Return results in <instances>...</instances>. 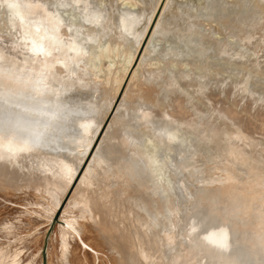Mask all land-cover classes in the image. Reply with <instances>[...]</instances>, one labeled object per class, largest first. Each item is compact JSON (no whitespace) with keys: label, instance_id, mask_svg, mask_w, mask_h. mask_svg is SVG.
I'll return each mask as SVG.
<instances>
[{"label":"rangeland","instance_id":"374dc122","mask_svg":"<svg viewBox=\"0 0 264 264\" xmlns=\"http://www.w3.org/2000/svg\"><path fill=\"white\" fill-rule=\"evenodd\" d=\"M42 1L43 0H40L41 3ZM247 1L248 3H246ZM30 2L31 0H0V50L2 51V52L0 51V53L2 54L4 50H7L4 51L3 54L5 55H3V57L0 55V131H2L1 133L2 134L4 133L11 137H17L16 134L19 130L21 129L24 131L26 130L28 134L27 138L33 145L40 147L41 148L40 150H42V152L49 153L57 158H60L64 162L65 166L61 171L62 176H60L59 178L61 180L60 182L62 183L68 180L70 175L73 173V170L76 167L77 161L79 159L76 172L74 173L72 179L73 182L71 185V189H73L83 169L87 168L88 161H90L89 159L91 158L92 153L94 152L97 144L99 143V140L102 137L103 132L106 130V127L109 125L110 121L120 120L116 113L120 105L124 103V102L121 103L122 98L124 96H127L131 99H134L135 97L142 95V100L144 101L143 104L148 108L149 111L151 112L157 111V115L159 116L158 119H164L170 117L171 123L169 122L167 123V125H165L163 123H158L155 121L151 123L153 127L150 124H142V123L139 124L136 115L138 116L140 113L137 110L135 111L134 108L129 107L128 110H126L127 113H124L125 114L124 122H126V124L123 122L124 124V126H122L123 128L120 127L122 131L124 129V131L130 133L132 132L134 134L133 137H136V139L133 138L135 139L134 140L135 142L133 141V145L136 143L138 146V147L136 146L138 148L137 150L135 148H133L134 149L133 150L131 148L132 146H129L130 149L133 151L131 152L130 149L127 148L129 152L127 151L126 156L122 155L124 159L128 158V160H124L125 165L127 164V166L128 165L131 166V170H129L130 173H128L129 175L127 176L125 175L124 177L122 174L120 175L116 174L113 170H111L113 164L110 165V163L112 162L110 159L106 158L107 160H109L108 162L107 160L102 161V159L97 158L94 162L96 164L94 170L91 171V174L92 172L94 174L93 175L94 179L93 178L92 179L95 180L98 178V180L102 182L103 188L104 186H106V188L109 187L108 189L104 188L105 190L103 189V191L106 190L109 191L111 188V192H113L114 191L112 190L114 189L113 187H116L115 188L116 194L115 191L114 194L117 197H120L122 193L125 194L126 190L130 188V186L133 188V192L137 191L138 194L137 198L134 200V202L129 203L128 205L132 210H134L136 213H138V215H140L144 220H146L151 226H153V228L157 232L160 231L159 234L163 236V238L161 235L159 236L161 237L162 240V242L160 243H162V246L164 245V250H163L164 252L162 251V255L164 253L163 257L166 258L167 256L168 260L164 259V261L165 260L166 262L169 261L168 262L169 264L171 263L170 261L171 256L173 257L174 255L175 256L173 259L174 262L177 264H186V263L208 264L210 261H214V257L216 261L210 262V264L211 263L218 264L221 256H222L221 259L226 258V260L223 259L222 261L220 259L219 264H222L223 262H224L223 264H227L228 262H229L228 264H232V263L233 264H264V252L259 245V240L257 239L258 233L257 235L256 233L254 234L255 231L253 229L255 227V224L257 225V223H259L256 222V220L258 221V217L252 218V220H254L253 223L251 220L252 226L246 224L247 227L246 228L244 226L245 225L244 222L246 221V219L243 216H240L242 211V208L240 207H242V201H243L240 199V198L243 199V195L241 194L243 193L242 190L246 191L247 194H250V192H258L264 189L260 187L261 185L263 186V184L258 185L257 177L252 176L253 174H251V171H249L251 170V168L257 167L261 169L260 166L264 167L262 165L264 164V146H261L262 143L264 142V64H263L264 37L263 39L261 38V36H263L264 33L263 32L264 22L261 21L264 20L261 19V17H263L261 15L263 14L257 11L258 9L262 10L263 8V13H264V1H260V0H230V1L228 0H209V1L208 0H91V5L93 6L95 4L92 7V9L96 8V10H92V12L89 13L83 12L78 7L67 5L65 10L61 11L63 13V18L70 20L71 23L73 24L84 25L86 26V28L89 26V24H91L88 23L87 21L88 19H91V17H97L98 15L100 16V14H103L104 16H107V18L108 17L111 18L108 20L107 18L104 17L107 23L103 19L102 21L100 20L97 21L96 19L93 20L94 23L91 24V28L88 27L89 29H91V31L89 32L92 35L90 36V34L89 35L85 34L84 37L88 36L89 39L88 38H85L86 40L79 39L81 45L79 46V49L83 50L82 44H85L87 42L89 44L86 52H83L85 50L82 51L83 54L86 53L89 56H93V53L96 52L95 56H97L101 52L105 53L106 50L109 51L108 47L112 45L114 41L117 40L118 42H122V44H119L116 41L114 42L115 44L112 45L115 48V50L116 48H119V50L117 49V52L121 50L119 52L120 55L118 53H114L112 54L111 57H105L101 62L103 66L102 69L103 71L99 72L98 76H100L99 78L100 79L102 78V80L104 81L103 83L104 87L103 84L99 82L101 83L99 87H101V89L103 90L97 87L99 83L96 84L97 86L94 85L96 87L90 86L89 83L90 81L89 80H88L89 82L87 81V78L89 77L88 74L86 76L85 75L83 76V78L85 79L83 78L80 79L81 77L80 78L76 77L78 72L81 71V69L86 66V64L81 60L85 54L79 56L80 53H76L78 55H75L76 56L75 60L70 62L73 53L71 50H69L68 53L62 55L63 49H61V47L63 45L61 44L59 48L56 49L57 51H55L56 55L57 54L58 55L56 58L55 57L53 58L55 59V61L51 63L52 66L50 64L49 66L50 69H48V67L46 69L41 66L39 67V63L37 62L35 63V61H33L34 65L33 62L31 63L32 64L31 67H27V69H20V66H22L28 60L26 59L27 53L33 55L35 52H37V51H32L29 48L25 49V47H29L31 43L26 33H23L25 32L24 28L27 27L28 25L33 27L34 26L39 27L42 21L41 19L42 17L40 15L41 8L31 9L33 11H31V15L28 16L27 13H25L26 11L28 12V10L30 12ZM169 2L171 5L169 4ZM31 3L35 5L39 3V0H34ZM207 4L213 6L212 7L209 6L208 8ZM148 6L150 7L148 8ZM205 7H207L208 9H204ZM156 8L157 9L160 8L159 10L161 11H163L164 9V12L162 14L163 16L161 17V21L162 22L163 20L169 21L172 23L173 27L171 26V30L166 32L165 34L156 33L154 39L150 43L151 40L150 37L153 35L154 27L151 29L149 28L148 31H147V27L150 21L153 19V12ZM210 8L212 9L211 12L214 13V15H212V13H209ZM165 12H167V14ZM184 12L185 14H182ZM227 12L229 15H231L232 12L233 16H227V17L225 16L226 17L225 19L224 15L225 13L226 15H228ZM256 12L258 15L260 13V15L254 16L257 15L254 14ZM211 15L212 17H210ZM119 16L120 18L125 17L126 25H128L127 22H129L131 19H134L133 17H136L135 20H131L133 21L132 29L131 28L128 29V32L124 31L125 34L124 33L122 34L123 31L120 32L122 28H120ZM129 16H131L132 18H130ZM206 16L208 18H206ZM163 17H165L166 19ZM178 17H180L179 19H181L180 22ZM195 17L197 20L195 19ZM213 17L215 20L211 19ZM215 17L218 19H216ZM234 17H236L235 18L236 20L233 19ZM200 18H202V20ZM219 18H223V19H220L219 21ZM241 19L243 21L244 20L247 21L244 22V24L246 23L247 26L244 27L242 23L243 21ZM252 19H255L257 22ZM260 19L261 21H259ZM203 20L206 21V23L207 22L215 23V21L217 20L220 24L218 26L217 21L213 25L212 23L206 24ZM221 20H226V22ZM176 21H178L179 24ZM229 21L233 23V25L231 23L228 24L227 22ZM248 21L250 22L252 21V22L250 23ZM174 22L177 24H175ZM221 22H224L222 23L223 25H221ZM96 23H97L96 26L98 27L95 26ZM100 23L102 24L103 28L101 27ZM193 23L194 25H192ZM235 23L237 26H239L242 23L240 26H243V28L235 26ZM208 24L209 25L211 24V26H209ZM224 24L225 27H223ZM230 25H232L233 27L231 26L230 28L229 27ZM19 26L24 28L20 29L21 27ZM117 26H119L118 28L120 29H118ZM174 26H176L175 29ZM196 26H198V28ZM203 26L205 28L208 27V29L207 28L205 29ZM248 26H253V28L252 27L250 28ZM261 26L263 27L261 28ZM95 27L96 29H94ZM186 27H188L189 30H187L188 28L186 29ZM210 27H212L213 30ZM235 27L239 28V29L236 28L237 30H239V31L236 30L237 33L235 32ZM246 27L249 29H247ZM140 28H142L141 33L139 31ZM191 28L193 29L192 33L190 30ZM196 28L197 31H194L196 30ZM229 28L231 29V31ZM245 28L249 34L247 32L245 33L246 31ZM18 29L20 31H17ZM97 29L100 30L97 31ZM111 29L113 30L111 31ZM250 29H252L251 31L254 34L251 33ZM255 29L258 31H255ZM102 30L103 32H101ZM114 30L116 32H114ZM129 30L132 31L129 32ZM198 30L199 31L201 30L202 32L201 31L199 32ZM206 30L207 33H205ZM214 30L215 32H213ZM242 31H244L245 34H243ZM188 32H190L191 34ZM238 32L239 33L241 32L243 34L242 36L244 35L246 36L242 38L241 34H239ZM106 33L107 35L104 36V34ZM121 34L124 38L120 37ZM139 34L140 36L138 39L137 36ZM112 35L113 37L111 39ZM115 35L118 38L119 37L120 38L118 39ZM251 35L252 36L256 35L257 37L256 36L252 37ZM19 36L23 38L21 39V37L19 38ZM208 36L212 38L209 39ZM213 36H217L219 38L221 43L224 46H226V47L223 46L222 49L226 48V50L225 49L222 50L220 47H217V43L215 41H217L218 39L213 38ZM248 36L250 37L246 40L247 42L245 41L246 43V49H245L243 39L245 37L247 38ZM24 37L26 40L24 39ZM238 38L239 39L242 38L240 39L241 42H239ZM100 39H102L101 40L102 43L105 42L106 43L103 46V48L99 49L98 46H96L97 48L95 49L94 46L98 44L97 42ZM226 39L227 40L229 39L230 41L229 40L227 41ZM17 40H19L20 43L24 46H21V44L19 45V41ZM107 40L110 41L109 42L110 44L107 42ZM225 41L226 43H223ZM23 42L26 44H24ZM231 42L234 45V47L233 45H231ZM174 43L176 45H174ZM236 43H238L239 46H241V44L242 46L243 45L244 46L238 48V45ZM120 45L122 49L120 48ZM2 46L4 50L1 49ZM247 46L250 49H248ZM9 47H11V49H9ZM21 47L24 48L22 49ZM232 47L233 48L236 47L235 49L238 53L241 52L240 48H242L241 49L242 52L238 55H233V57H231L228 54V52L234 50L231 49ZM145 48H147V51H145ZM14 50L16 51L14 52ZM20 50L22 51L26 50V53ZM27 50H29V52ZM18 51H20V53H18ZM138 53L140 55L137 57ZM144 54L147 55L145 56V59H143V62H145V64H143L141 60V57H143ZM7 55L10 57L12 56L13 58L12 57L9 58ZM15 57H17L16 58L17 60L15 59ZM59 57L61 59H59ZM258 61H260L261 63L260 62L258 63ZM246 62L248 64H245ZM250 62L253 63L250 64ZM63 63H65V65ZM63 65L66 66V68H63ZM15 67L17 70L13 69ZM34 67H36V69ZM51 67L53 68L51 69ZM69 67L70 70H68ZM157 67H159L163 71L159 75L160 78L158 80L157 79L154 80L151 77V74ZM206 68H208V70ZM37 69L41 71H38ZM66 69L68 70V74L66 72ZM47 70H50V72L53 71L54 74L52 73L53 74L52 75L50 73L51 75L49 76V72ZM181 71L183 73H186V77H181L182 74L180 75L179 73ZM205 71H207L208 73ZM170 73H173L175 74V76H177L176 80L177 82L180 83L179 84L180 90H178L177 87L176 89L174 87L167 89L168 96L164 97L160 93L161 92L160 82H162L163 79H166ZM7 78H11V79L15 78L24 81L25 83L23 88L13 90L10 89L9 87H4L2 85V80H5ZM77 78H79L82 81H80ZM84 82L89 84L88 85L86 84L87 85L86 86ZM150 82L155 85L156 88L155 90H148L145 88L146 86L144 87L145 84H149ZM201 82H208L207 89L201 90V86H200ZM235 83H237V85ZM88 86H90V88ZM241 86L247 88V93L243 92V90L239 92ZM227 89H230V91ZM218 90H219L218 93L220 95V98H222L221 102L214 101L212 100V98L208 97L210 93H213L214 91H218ZM227 94L229 96H226ZM243 95L245 96V98L243 97ZM233 96L235 100L232 101ZM241 97H243L242 100ZM106 100L110 101L109 106H107V103L109 101L107 102ZM225 100L227 101L226 102L227 105H225ZM239 101L242 102V104ZM136 103L137 102L134 101L132 105L138 107V104ZM129 104L130 103L127 102V105L125 106L127 107ZM233 105L235 107L233 108V112L235 111L238 112L239 110V112L241 113L242 111H244L243 113L238 114L239 115L238 118L236 117L237 122L239 121V118H241L240 116L247 115L244 116L245 118L247 117V120L246 119L243 120L244 118L242 116L243 119L241 118L242 120L238 122L244 125L243 128L237 127L233 123V121L229 118V116L226 114L227 112L224 107L227 106L229 108L226 107V109H232ZM244 106L245 109L247 108L251 112L248 111L247 109L245 110ZM30 108L32 109V111H30L31 110ZM251 114L253 118L255 117L256 114L257 116L259 114L258 117L257 116L255 117L256 120L253 119L255 122H253V120L250 119ZM102 115H104V118L101 120L98 128L94 133V129L96 128V123L98 122V120ZM126 115H128L127 116L128 118L126 117ZM35 116L37 120L34 119ZM138 117H140V115ZM259 118L260 120H262L261 121L262 123L258 122L260 121ZM86 119L91 120L92 123H90L89 126L85 125L84 126L85 128L81 127L82 121L84 122V120ZM232 119L235 118L233 117ZM92 120L95 121L93 122ZM185 120L190 121V125L188 127L181 124V122H184ZM260 123L261 125H259ZM249 124L252 127L248 126ZM154 125H155V129H150V128H154ZM130 126H132L131 127L132 131L129 128ZM218 130L227 133L228 136H231L232 134V138H229L228 140L232 142L236 151L240 152L239 156L241 157L242 155L246 156L245 152H249V154L253 156V159L254 157H256L257 160L255 159L254 160L255 163L258 161V163H256L257 165H255V163H253L254 160L250 158L249 159L253 161L251 162L248 161L249 160L248 158L244 160L242 159V161L240 159H238V161L237 159L235 161L234 159H231L232 156L229 146L220 147V140L217 132ZM172 134H174V136ZM91 136L93 138L91 139V141H89ZM21 138L25 139L26 137L21 136ZM146 142L151 143L155 148L153 147L151 148L147 146ZM146 148H148V150ZM141 149L143 150V152ZM138 150H140L139 151L140 154H138ZM131 153L134 155V157ZM20 159H21L20 157H17V160ZM98 161H101L102 163ZM236 161L238 164L236 163ZM240 161L242 164L240 163ZM141 162L144 164L142 165ZM233 162H235L237 165H235ZM248 163L253 164V167L251 164L249 165ZM23 164L27 166L28 162L24 161L22 165ZM230 164H232V166ZM246 164H247V168H246ZM136 166H138L137 167L138 169L140 168L141 169L137 171L135 169ZM248 166L250 169L248 168ZM22 167L24 166L17 167L18 173L26 170L25 168L22 169ZM96 168L97 170L99 168L100 170L99 172H101L100 174L99 172H96L97 171ZM149 168L151 172L148 171ZM101 170H103V172ZM261 170L263 171L264 168ZM133 171L134 172L137 171V172L134 173ZM208 171L210 172L208 173ZM214 171L216 172L214 173ZM226 172L234 173L236 178L239 179L238 183L233 188V190H235L234 192H237L239 190L238 193L241 196L238 193L232 192L234 193L233 196H236L237 198L234 197L235 200H233L234 198L232 199L233 200L232 202L234 201L235 202L232 203L231 205H233L234 207L236 205H240L238 206L240 209L237 206L236 207L238 209L236 207L234 208L235 211L232 206H230L231 211L229 209L226 211V208L222 206L223 204L220 202V200L217 202L218 200L217 198L219 197V190L220 192H222L223 188L225 189L227 185L224 184L225 186L219 185L217 187L213 185L214 186L213 187L210 184L213 179L220 177V175H222L221 177L223 178L224 176L226 177L227 175H229L228 173L226 175ZM106 173L108 175L110 173L111 174L108 176L106 175ZM213 173L215 174V176L213 175ZM218 173H220V175ZM31 175L32 172L30 173L28 171L19 173L21 180L26 182L30 181ZM103 175L105 177H103ZM209 175H212L214 178H211L212 176L209 177ZM136 177L138 178V180L136 179ZM113 178H115V180ZM106 180H108L109 182H111L112 180L111 183L115 181L114 182L115 184L114 185L111 184L110 187V183L109 182L107 183ZM94 183L97 184V181H95ZM206 184H208V187L206 186ZM116 185L120 186L119 189L117 188ZM125 185L128 187H126ZM2 186L5 187L4 183L0 182V193L2 195L5 194L8 197L5 200L4 197L0 196V210H2L4 216H8V217L7 220L5 219V223L3 222L0 224V261H1L0 264H66V261L63 259L65 254L64 245L66 244L67 241L70 240L71 236H69L70 238L67 237L68 235L64 237L65 234H63L62 228L67 226L65 219L63 217H62L63 219L60 217L61 212L58 214V216L53 217L54 215H52L50 217L51 214L50 212L52 207L49 202L50 200L52 201V198L50 197L49 193L46 191L47 189L40 188V190H35V188L32 185H22L17 188L16 187L14 188L9 187L6 189L4 188L3 190H5V192H3V190H1ZM91 188L89 189L87 187L86 189L87 191L91 190L88 192L86 191L87 194H89L90 192L93 193ZM121 191L124 192L120 193ZM237 194L238 196H240L239 197L240 200H238ZM251 199H252L251 202L252 206H250V208L252 207L251 208L252 211H255L257 209L256 207L258 202H255L253 198ZM213 201L216 203L214 204ZM236 202H238L239 204L237 203L236 205H234ZM63 203L61 204L60 208H62ZM39 205L42 208H39ZM23 206H27V209H25L26 207ZM219 206L220 209L218 212ZM54 209L52 210V212L54 211ZM73 210L76 211L74 212ZM71 211L73 212L72 214H77V213L79 214V210L76 206H73ZM216 211L219 213L218 215H220V217L222 216L221 218L217 216ZM228 211H230L231 213ZM227 213L230 214L228 215ZM225 215L228 217H225ZM74 218H76L73 220L75 221L74 224H76V226L77 225L85 226V223L82 218H79L78 216ZM10 219H12V221L15 223H11L12 221H10ZM93 222L94 224H97V220H93ZM167 223L168 224L171 223V224L168 225ZM241 223H243V225ZM238 224H240V226ZM11 225H13V227ZM165 225H168V227H170L169 230L170 229L172 230V231L170 230L171 232H169L171 233L170 235L173 234L172 237L174 236L173 238L171 237L172 239H169L166 236L168 231L166 232V229H164ZM76 226H75V231H76L75 234H77L79 238L81 235L82 238L80 239L81 240L83 239L84 241L89 243L95 250H97L98 255H94L87 250L85 251L83 243H81L83 240L80 241V239L77 236L75 249L71 251L72 259L74 257H78L77 254L80 253L82 255L84 253L87 260H84L83 264H118L115 261L114 262L110 261L111 259L109 258L111 257L110 255H108L110 254L109 247L104 242L99 232L93 231L94 234L92 235L93 232L92 233L86 232L85 230L86 226L84 228L77 226V228H79L78 230L80 232L82 231L80 233L79 231H77ZM248 226H250V228H248ZM239 227H242L241 231L244 230L245 228L246 229L244 230V232L243 231L241 232ZM247 229L249 230V232L251 231V235ZM164 237H166L167 240ZM168 239L171 241H168ZM173 241L174 243L176 242V244L178 245L176 244L173 245L172 244ZM170 242L173 246L176 245L177 247L174 248L172 245L170 246ZM180 243L182 248L181 246H179ZM194 243L196 245L198 244L197 246L198 247L200 246L202 250H200V247L198 248ZM192 244L193 246L195 245L194 248ZM203 245L206 246L208 250ZM207 245H209V247ZM178 246L181 249L180 251L181 256H179V254L178 255L175 254L176 252H178L177 250H180ZM203 247L205 248V251H203L204 249ZM190 249L191 250L197 249V250L195 252V250L190 251ZM183 250L186 252H183ZM210 250L211 252H208ZM206 251L208 253H206ZM191 252H193V256H192L193 258L190 257L192 255ZM203 252H205L204 255H202ZM168 254H171V256L170 255L168 256ZM183 254H187V255H183ZM211 255L213 256V258ZM185 256L187 257L185 258ZM202 256L204 259L207 260L205 262V260L203 259L205 263L204 262L201 263L203 261V260L201 261ZM180 257L181 258L184 257L183 259H181L184 261L178 260V262H182V263H178L177 260H175L176 258L179 259ZM185 259H188L191 262H188V260L185 261ZM196 259L200 261H197ZM209 259L210 261L208 262ZM226 261L227 263H225ZM69 264H76V263L69 262ZM172 264L174 263L172 262Z\"/></svg>","mask_w":264,"mask_h":264},{"label":"bare ground","instance_id":"6f19581e","mask_svg":"<svg viewBox=\"0 0 264 264\" xmlns=\"http://www.w3.org/2000/svg\"><path fill=\"white\" fill-rule=\"evenodd\" d=\"M32 1H34V0H31V2ZM209 1V0H208ZM228 1H230V0H228ZM260 1H264V0H260ZM30 2V12H29V10H28V12L26 11L25 13H27V16L28 15H31V11H33V10H31V9H34V8H41V19H42V21H41V25H39V27H37V26H30V25H28L27 27H23L24 28V30H25V32H23V33H26V35H27V37H29V40H30V43H31V45L29 46V47H25V49L26 48H29V49H31L32 51H37V52H35L33 55H31V54H29V53H27V58L26 59H28L22 66H20V69H27V67H31L32 66V62L33 61H35V63L37 62V63H39V67L41 66V67H44L45 69L48 67V69H50V64L52 63V62H54L55 61V59H53L54 57L56 58L57 57V55H56V53H55V51H57L56 49L57 48H59V46H60V44L61 45H63L62 47H61V49H63L62 50V55L63 54H66V53H68V51L69 50H71L72 51V53H73V55L71 56V61L70 62H72V61H74L75 60V55H78V54H76V53H80L79 54V56L80 55H84L83 57H82V61L86 64V66L84 67V68H82L81 69V71H79L78 72V74H77V76L76 77H81L80 79H82L83 78V76L85 75H87L88 74V78H87V81L90 83V86L91 87H93L94 85H96V84H98L99 82H101L102 84L104 83V81L102 80V78L100 79L99 77L100 76H98V73L99 72H101V71H103L102 69H103V66H102V60L105 58V57H111L112 56V54H114V53H118L119 54V52L121 51H118L117 52V49L119 50V48H116V50H115V48L112 46L113 44H115L114 42H116V41H114L113 42V44L112 45H110L109 47H108V49H109V51L108 50H106L105 51V53H99L97 56H95L96 55V52L95 53H93V56H89V55H87L86 53H84L83 54V52H86V50H87V47H88V42L87 43H85V44H82L83 46H82V48H83V50H85V51H83L82 49H79V46H81L80 45V40L82 39H85V38H88L89 39V37L87 36V35H89L90 34V32L89 31H91V29H89V28H91V24H93L94 22H93V20H100V21H102V19L104 20V21H106L105 20V18H107V16H104L103 14H100V16L98 15L97 17H91V19H88L87 21H88V23H91V24H89V28L87 27L86 28V26H84V25H81V24H73V23H71V21L70 20H68V19H65V18H63V13L61 12V11H63V10H65V8L67 7V5H71V6H74V7H78V8H80L83 12H86V13H89V12H92V10H96V8H93L92 9V7L95 5H91V0H43L42 1V3L40 2V0H39V3H41V4H39V3H37V4H32ZM251 2V1H250ZM253 2V1H252ZM34 3V2H33ZM94 3V2H93ZM172 3V2H171ZM205 3V2H204ZM246 3H248V1L246 2ZM149 4V3H148ZM169 4H170V2H169ZM208 4H209V2H208ZM207 4V5H208ZM256 4V3H255ZM131 5H133V4H131ZM135 5V4H134ZM137 5V4H136ZM151 5V4H150ZM168 5V4H167ZM171 5V4H170ZM178 5H180V4H178ZM205 5V4H204ZM212 5V4H211ZM213 5H214V3H213ZM212 5V6H213ZM60 6H61V8H60ZM176 6V5H175ZM209 6L210 5H208V8H209ZM212 6H210V7H212ZM236 6V5H235ZM257 6V5H256ZM98 7V6H97ZM150 6H148V8H149ZM169 7V6H168ZM238 7V6H237ZM165 8H166V6H165ZM170 8H171V6H170ZM207 7H205L204 9H208ZM260 8H261V6H260ZM90 9H91V11H90ZM160 9V8H159ZM159 9H155L154 10V12H153V19L150 21V23H149V25H148V27H147V31H148V29L150 28H153L154 27V32H153V35L150 37L151 38V40H150V43H151V41L154 39V36L156 35V33L157 34H162V33H166V32H168V31H170L171 30V26H172V23L171 22H169V21H164L163 20V22L161 21V17L163 16L162 14H163V12H164V9H163V11H161V10H159ZM146 10V9H145ZM144 10V11H145ZM169 10V9H168ZM168 10H167V12H168ZM211 8H210V12L209 13H212L211 12ZM255 10H256V8H255ZM166 11V10H165ZM170 11V10H169ZM181 11V10H180ZM188 11V10H187ZM193 11V10H192ZM258 12H260V13H262L263 15H261V16H263V17H261V19L262 20H264V13H263V8H262V10H260V9H258L257 10ZM162 12V13H161ZM167 12H165L166 14H167ZM203 12V11H202ZM205 12V11H204ZM234 12V11H233ZM145 13V12H144ZM197 13V12H196ZM237 13V12H236ZM235 13V14H236ZM260 13H259V15H260ZM180 14V13H179ZM182 14H185V12L184 13H182ZM191 14V13H190ZM195 14V13H194ZM223 14V13H222ZM227 14H228V12H227ZM238 14V13H237ZM254 14H257V12L256 13H254ZM131 15V14H130ZM189 15V14H188ZM187 15V16H188ZM201 15V14H200ZM209 15V14H208ZM212 15H214V13H212ZM212 15L210 16V17H212ZM258 14L257 15H254V16H259ZM133 16V15H132ZM182 16V15H181ZM196 16H197V14H196ZM227 17V16H233V14H232V12H231V15H226V13H225V15H224V17ZM234 16H236V15H234ZM105 17V18H104ZM130 18H132L131 16H129ZM199 17H202V16H199ZM198 17V18H199ZM220 17H222V16H220ZM223 17V18H224ZM226 17H225V19H226ZM119 18H120V16H119ZM118 18V19H119ZM134 19H131V20H135V18L136 17H133ZM163 18H165V17H163ZM180 17H178V19H179ZM206 18H208L207 16H206ZM216 18V17H215ZM223 18H219V21H220V19H223ZM229 18V17H228ZM236 17H234L233 19H235ZM237 18H239V17H237ZM247 18V17H246ZM21 19V18H20ZM108 20L109 19H111L110 17H108L107 18ZM166 19V18H165ZM177 19V18H176ZM177 19V20H178ZM183 19V18H182ZM188 19V18H187ZM194 19V18H193ZM195 19H196V17H195ZM201 20H202V18H200ZM212 20H215L214 19V17L213 18H211ZM216 19H218V18H216ZM230 19H232V18H230ZM229 19V20H230ZM242 19H244V18H242ZM241 19V20H242ZM250 19V18H249ZM255 19H257V18H255ZM255 19H252V20H255ZM259 19V18H258ZM261 19L259 20V21H261ZM129 21V22H127L128 23V25H126V20H125V17H122V18H120V21H119V24H120V28H122L121 29V31L120 32H122V34L124 33V31H127L128 32V29H132V22L133 21ZM141 20V19H140ZM170 20V19H169ZM180 20L181 19H179V22H180ZM197 20V19H196ZM200 20V21H201ZM236 20V19H235ZM238 20V19H237ZM172 21H173V19H172ZM199 21V20H198ZM197 21V22H198ZM204 21V20H203ZM217 21V20H216ZM216 21H215V23H216ZM221 21H225L226 22V20H221ZM234 21V20H233ZM232 21V22H233ZM243 21V20H242ZM256 21V20H255ZM254 21V22H255ZM258 21V22H259ZM117 22V21H116ZM162 22V23H161ZM178 24H179V22L178 21H176ZM185 22V21H184ZM192 22V21H191ZM205 23H206V21H204ZM203 22V23H204ZM218 22V21H217ZM241 22V21H240ZM244 22H247V21H243L242 23H243V25H244V27L245 26H247V24L245 23L244 24ZM248 22H250V21H248ZM252 22V21H251ZM250 22V23H251ZM257 22V21H256ZM255 22V23H256ZM261 22H264V21H261ZM102 23V22H101ZM100 23V25H101V27H102V24ZM106 23H107V21H106ZM105 23V24H106ZM109 23V22H108ZM111 23V22H110ZM113 23V22H112ZM175 23V22H174ZM177 23H175V24H177ZM202 23V24H203ZM207 23H212V22H207ZM206 23V24H207ZM214 22L212 23V25L213 24H215ZM222 23H224V22H221V25H223ZM228 24H230L231 22L229 21V22H227ZM239 23V22H238ZM241 23V24H242ZM21 24H24V23H21ZM218 24V26H219V22L217 23ZM226 24V23H225ZM225 24H224V26L223 27H225ZM232 25H233V23H231ZM240 24V25H241ZM264 24V23H263ZM97 25V23L95 24V26ZM112 25V24H111ZM114 25V24H113ZM182 25V24H181ZM192 25H194V23L192 24ZM195 25H197V24H195ZM209 25V24H208ZM207 25V26H208ZM232 25H230L229 27L231 28V26ZM239 25V24H238ZM237 26L236 25V23H235V26H237V27H242L243 28V26ZM252 25V24H251ZM93 26V25H92ZM135 26V25H134ZM138 26V25H137ZM142 26V25H141ZM209 26H211V24L209 25ZM258 26V25H257ZM19 27H21V26H19ZM94 27V26H93ZM93 27H92V29H93ZM96 27H98V26H96ZM96 27L94 28V29H96ZM119 26H117V28H118ZM136 27V26H135ZM173 27V26H172ZM175 27L176 26H174V29H175ZM190 27H193V26H190ZM197 28H198V26H196ZM204 27V26H203ZM227 27V26H226ZM233 27V26H232ZM237 27H235V32L237 33V31H239V30H237V29H239V28H237ZM248 27H252L253 28V26H248ZM254 27H255V24H254ZM263 26H261V28H262ZM22 27L20 28V29H23ZM99 28H100V26H99ZM103 28V27H102ZM120 28H118V29H120ZM134 28V27H133ZM144 28V27H143ZM188 27H186V29H187ZM197 28H196V30H194V31H197ZM201 28V27H200ZM199 28V29H200ZM205 28V27H204ZM207 29H208V27H206ZM205 28V29H206ZM211 29H212V27H210ZM229 28V29H230ZM237 28V29H236ZM247 28V27H246ZM246 28H245V30H246ZM141 29L142 28H140V33L142 32L141 31ZM146 29V28H145ZM173 29V28H172ZM173 29V30H174ZM179 29V28H178ZM195 29V28H194ZM247 29H249V28H247ZM98 30H100V29H97V31ZM113 29H111V31H112ZM133 30H135V29H133ZM187 30H189V28L187 29ZM191 30V33H192V31H193V29L191 28L190 29ZM213 30V29H212ZM233 30H234V28H233ZM237 30V31H236ZM241 30V29H240ZM242 30H244V29H242ZM252 29H250V31H251ZM262 30V29H261ZM263 30H264V27H263ZM262 30V31H263ZM17 31H20L19 29L17 30ZM21 31H23V30H21ZM96 31V30H95ZM95 31H92V32H95ZM96 31V32H97ZM132 31V30H131ZM130 30H129V32H131ZM176 31V30H175ZM199 31V30H198ZM201 31V30H200ZM199 31V32H200ZM209 31H211V30H209ZM222 31H223V29H222ZM225 31V30H224ZM228 31V30H227ZM230 31H231V29H230ZM249 31V30H248ZM255 31H258V30H256L255 29ZM100 32V31H99ZM101 32H103V30L101 31ZM114 32H116L115 30H114ZM118 32H119V30H118ZM126 32V33H127ZM202 32V31H201ZM205 32V31H204ZM213 32H215V30L213 31ZM226 32V31H225ZM233 32V31H232ZM243 32V34H245L246 32H247V30L245 31V33H244V31H242ZM264 32V31H263ZM17 33V32H16ZM105 33V32H104ZM110 33V32H109ZM108 33V34H109ZM175 33V32H174ZM179 33V32H178ZM188 33H190V32H188ZM190 33V34H191ZM205 33H207V30H206V32ZM208 33H210V32H208ZM235 33V34H236ZM239 33V32H238ZM248 33V32H247ZM251 33H252V31H251ZM250 33V34H251ZM85 34H87L86 36L87 37H84V35ZM122 34H121V36L120 37H123L122 36ZM125 34V33H124ZM134 34H135V32H134ZM133 34V35H134ZM176 34V33H175ZM210 34H212V33H210ZM215 34V33H214ZM234 34V35H235ZM239 34H241V37L243 38L244 36H246V35H244V36H242L243 34L240 32ZM249 34V33H248ZM252 34H254V33H252ZM92 34H90V36H91ZM96 35H97V33H96ZM105 35H107V33L106 34H104V36ZM111 35V34H110ZM168 35V34H167ZM185 35V34H184ZM206 35V34H205ZM209 35V34H208ZM216 35V34H215ZM17 36V35H16ZM100 36V35H99ZM101 36H102V34H101ZM116 36V35H115ZM135 36V35H134ZM139 36H140V34L137 36V38L139 39ZM166 36V35H165ZM179 36V35H178ZM207 36V35H206ZM252 36V35H251ZM254 36V35H253ZM252 36V37H253ZM256 36V35H255ZM254 36V37H255ZM21 36H19V38H20ZM84 37V38H83ZM98 37V36H97ZM112 37H113V35L111 36V39H112ZM117 37V36H116ZM119 37V38H120ZM209 37V36H208ZM222 37V36H221ZM220 37V38H221ZM226 37V36H225ZM240 37V36H239ZM250 36H248L246 39L244 38L242 41L244 42V45H245V49H246V43H245V41L249 38ZM251 37V38H252ZM257 37V36H256ZM263 37H264V33H263V36H261V38L263 39ZM19 38H17V39H19ZM23 37H21V39H22ZM115 38V37H114ZM118 38V37H117ZM118 38V39H119ZM124 38V37H123ZM133 38V37H132ZM181 38H183V37H181ZM212 38V37H211ZM210 37H209V39H211ZM213 38H217L218 40L217 41H215V39H214V41L217 43V47H220L221 49L223 48V44L221 43V41L219 40V38L217 37V36H213ZM230 38V37H229ZM231 38H232V36H231ZM234 38V37H233ZM242 38H240V39H242ZM24 39H25V37H24ZM80 39V40H79ZM96 39V38H95ZM108 39V38H107ZM222 39V38H221ZM239 39V38H238ZM240 39H239V42H241L240 41ZM253 39V38H252ZM256 39V38H255ZM258 39V38H257ZM26 40V39H25ZM24 40V41H25ZM28 40V41H29ZM86 40V39H85ZM91 40V39H90ZM93 40H94V38H93ZM98 40V39H97ZM101 40L102 39H100L97 43L98 44H96L94 47H95V49L97 48L96 46H98V48L100 49V48H103V46L105 45V43H102L101 42ZM110 40V39H109ZM109 40H107V42L109 43L110 41ZM223 40H225V39H223ZM227 40V39H226ZM229 40V39H228ZM227 40V41H228ZM254 40V39H253ZM17 41H19V40H17ZM92 41V40H91ZM112 41V40H111ZM124 41V40H123ZM126 41V40H125ZM165 41V40H164ZM230 41V40H229ZM232 41V40H231ZM2 42V41H1ZM220 42V43H219ZM238 42V43H239ZM247 42V41H246ZM249 42V41H248ZM251 42V41H250ZM264 42V41H263ZM7 43V42H6ZM24 43V42H23ZM83 43V42H82ZM112 43V42H111ZM117 43H119V44H122V42H118L117 41ZM116 43V44H117ZM223 43H226V41L225 42H223ZM228 43V42H227ZM230 43V42H229ZM238 43H236L237 45H238V48L239 47H241L242 46V44H241V46H239V44ZM15 44H16V42H15ZM18 44V43H17ZM21 43H20V41H19V45H20ZM24 44H26V43H24ZM110 44V43H109ZM118 44V45H119ZM252 44H253V42H252ZM257 44H258V42H257ZM2 45V44H1ZM174 45H176L175 43H174ZM231 45H233L232 44V42H231ZM243 45V46H244ZM264 45V44H263ZM5 46V45H4ZM21 46H24V45H22L21 44ZM91 46V45H90ZM89 46V47H90ZM116 46V45H115ZM167 46V45H166ZM173 46V45H172ZM242 46V47H243ZM262 46V45H261ZM260 46V47H261ZM6 47V46H5ZM14 47V46H13ZM20 47V46H19ZM175 47V46H174ZM224 47H226V46H224ZM233 47H234V45H233ZM231 48V49H234V50H231L230 52H228V54L231 56V57H233V55H238V54H240L241 52H242V48H240V53H238L237 51H236V47L235 48ZM258 47V46H257ZM256 47V48H257ZM264 47V46H263ZM7 48H8V46H7ZM6 48V49H7ZM22 48V47H21ZM24 48V47H23ZM22 48V49H23ZM81 48V47H80ZM120 48H121V45H120ZM167 48V47H166ZM247 48L248 49H250L248 46H247ZM1 49H3V46H2V48ZM9 49H11V47H9ZM16 49V48H15ZM20 49V48H19ZM94 49V50H95ZM122 49V48H121ZM225 50H226V48H224ZM224 49H222V50H224ZM244 49V50H245ZM247 49V50H248ZM252 49H254V48H252ZM251 49V50H252ZM259 49V48H258ZM263 49V48H262ZM4 50V49H3ZM124 50V49H123ZM238 50V49H237ZM257 50V49H256ZM1 51V50H0ZM4 51H7V50H4ZM4 51H3V53H4ZM9 51V50H8ZM16 50H14V52H15ZM20 51H22V50H20ZM20 51H18V53H20ZM28 52H29V50H27ZM83 51V52H82ZM145 51H147V48H145ZM263 51H264V49H263ZM2 52V51H1ZM10 52V51H9ZM12 52V51H11ZM22 52H25L26 53V50L25 51H22ZM59 52V51H58ZM57 52V53H58ZM252 52H254V51H252ZM1 54L0 53V55L3 57V55H5V54ZM6 53V52H5ZM71 53V54H72ZM140 53V52H139ZM137 54V57L140 55V54ZM225 53H227V52H225ZM250 53V52H249ZM8 54V53H7ZM29 54V55H28ZM39 54V55H38ZM145 54H146V52H145ZM144 54V56L143 57H141V60H142V63L143 64H145V62H143V59H145V56H147V55H145ZM258 54V53H257ZM11 55V54H10ZM13 55H14V53H13ZM117 55V54H116ZM120 55V54H119ZM241 55H243V54H241ZM251 55V54H250ZM254 55V54H253ZM8 56V55H7ZM25 56V55H24ZM60 56V55H59ZM4 57H6V56H4ZM9 58H11L10 56H8ZM23 57V56H22ZM21 57V58H22ZM52 57V58H51ZM61 57V56H60ZM59 57V59H61ZM242 57V56H241ZM247 57V56H246ZM251 57V56H250ZM9 58H8V60H9ZM13 58V57H12ZM17 57H15V59H16ZM24 58V57H23ZM66 58V57H65ZM70 58V57H69ZM81 58V57H80ZM252 58V57H251ZM3 59V58H2ZM1 59V60H2ZM14 59V60H15ZM77 59H78V56H77ZM6 60H7V58H6ZM17 60V59H16ZM263 60V59H262ZM24 61H25V59H24ZM67 61V60H66ZM248 61V60H247ZM255 61V60H254ZM20 62H21V60H20ZM62 62H64V61H62ZM62 62H60V63H62ZM257 62V61H256ZM260 61H258V63H259ZM97 63H98V65H97ZM100 63V64H99ZM253 63V62H252ZM251 62H250V64H252ZM255 63V62H254ZM261 63V62H260ZM3 64V63H2ZM64 65H65V63H63ZM245 64H248L247 62L245 63ZM257 64V63H256ZM263 64H264V61H263ZM33 65H34V62H33ZM63 65V68H66V66H64ZM70 65V64H69ZM68 65V66H69ZM180 65V64H179ZM260 65V64H259ZM37 66V65H36ZM51 66H52V64H51ZM249 66H251V65H249ZM263 66V65H262ZM25 67V68H24ZM167 67V66H166ZM257 67H258V65H257ZM261 67V66H260ZM33 68V67H32ZM35 69H36V67H34ZM53 67H51V69H52ZM68 68V67H67ZM13 69H16V67L15 68H13ZM40 69V68H39ZM107 69H108V67H107ZM207 70H208V68H206ZM17 70V69H16ZM38 70V69H37ZM62 70H65V69H62ZM68 70H70V67H69V69ZM68 70L66 69V72H67V74H68ZM161 70V71H160ZM38 71H41V70H38ZM48 72H49V76L53 73V71L52 72H50V70H47ZM162 69H160L159 67H157V68H155V70L153 71V73L151 74V77L155 80V79H159L160 78V73H162ZM65 72V73H66ZM205 72H207V71H205ZM51 73V74H50ZM62 73H63V71H62ZM65 73H64V75H65ZM180 73V75H181V77H186V73H183L182 71L181 72H179ZM208 73V72H207ZM206 73V74H207ZM54 74V73H53ZM52 74V75H53ZM66 74V75H67ZM176 77L177 76H175V74H173V73H170L168 76H167V78L166 79H163L162 80V82H160L161 83V95H163L164 97H166V96H168V94H167V89H170V88H172V87H174L175 89H176V87L178 88V90H180V88H179V82H177V80H176ZM79 78H77V79H79ZM79 79V80H80ZM83 79H85V78H83ZM100 79V80H99ZM245 79V78H244ZM247 79V78H246ZM79 80H78V82H79ZM241 80V79H240ZM19 81H21V80H18V79H11V78H7V79H5V80H2V85L4 86V87H9L10 89H13V90H17V89H19V88H23V86H24V81H21V82H19ZM80 81H82V80H80ZM84 81V80H83ZM86 81V80H85ZM86 81V82H87ZM233 82V81H232ZM248 82V81H247ZM85 83V82H84ZM88 83V84H89ZM101 83H99V85L97 86V87H99L100 86V84ZM234 83V82H233ZM244 83V82H243ZM87 83H85V85H86ZM87 84V85H88ZM208 84V82H201V90H205V89H207V85ZM231 84V83H230ZM236 85H237V83H235ZM242 84V83H241ZM246 84V83H245ZM244 84V85H245ZM84 85V84H83ZM86 85V86H87ZM240 85V84H239ZM85 86V87H86ZM90 86H88L89 88H90ZM96 86H94V87H96ZM102 86V85H101ZM146 86V87H145ZM235 86V85H234ZM248 86V85H247ZM87 87V88H88ZM103 87H104V84H103ZM144 87L146 88V89H148V90H155L156 88H155V85L153 84V83H149V84H145L144 85ZM232 87V86H231ZM234 88V87H233ZM232 88V89H233ZM236 88V87H235ZM238 88V87H237ZM240 88V87H239ZM99 89H101V87H99ZM105 89H107V88H105ZM101 90H103V89H101ZM227 90H229L230 91V89H227ZM226 90V91H227ZM243 90V92H246L247 93V88L246 87H244V86H241V88H240V90H239V92L240 91H242ZM20 91V90H19ZM105 91V90H104ZM235 91H236V89H235ZM106 92H107V90H106ZM106 92H105V94H106ZM109 92V91H108ZM219 90L218 91H214L213 93H210L209 94V98H212V100H214V101H217V102H221V99L222 98H220V95H219ZM242 92V93H243ZM254 92V91H253ZM19 93V92H18ZM110 93V92H109ZM228 93V92H227ZM231 93V92H230ZM229 93V94H230ZM238 93V92H237ZM232 94H234V93H232ZM231 94V95H232ZM257 94V93H256ZM242 95V94H241ZM240 95V96H241ZM226 96H229L228 94L226 95ZM243 97L245 98V96L243 95ZM243 97H241V100L243 99ZM103 98V97H102ZM108 98H109V95H108ZM107 98V99H108ZM233 98H234V96H233ZM232 98V101L233 100H235V98L233 99ZM231 99V98H230ZM131 100V101H130ZM240 100V101H241ZM107 102L109 101V100H106ZM137 102L136 104H138V107H135L134 105H132L133 104V102ZM231 101V100H230ZM239 101V102H240ZM122 102H124V103H122ZM127 102H129L130 104L126 107L125 105H127ZM143 100H142V95H139V96H137V97H135L134 99H131V98H129V97H127V96H124L123 98H122V100H121V105H120V107H119V109L117 110V116L119 117V121H114V120H111L110 121V123H109V125L106 127V130L103 132V134H102V137H101V139L99 140V143L97 144V146H96V148H95V150H94V152L92 153V155H91V158L89 159L90 161H88V165H87V168H84L83 169V171H82V173H81V175H80V177H79V179L77 180V182L75 183V185H74V187H73V189H71V185H72V182H73V176H74V173L76 172V169H77V166H78V162H79V159H78V161H77V165H76V167L74 168V170H73V173L70 175V177L68 178V180H66L64 183H62V182H60L61 180L59 179L60 178V176H62L61 175V171L63 170V168H64V166H65V164H64V162L60 159V158H57V157H55V156H53V155H51V154H49V153H45V152H42V150H40L41 148L40 147H37V146H35V145H33L30 141H29V139L27 138V131L25 130H19L18 132H17V134H16V136L17 137H11V136H8V135H6V134H2L1 132L2 131H0V182L1 183H4V186L5 187H3L2 186V189L1 190H3L4 188L6 189V188H9V187H11V188H14V187H19V186H22V185H32L34 188H35V190H40V188H46L47 190V192L49 193V195H50V197L52 198V201L50 200V204H51V207H52V209H51V214H50V217L52 216V215H54L53 217H55V216H58V214L61 212V218L63 217L64 219H65V222H66V226L67 227H63L62 228V231H63V234H65V236L64 237H66V235H68L67 237H69V236H71V238H70V240L69 241H67L66 242V244L64 245V249H65V254H64V260L66 261V264L68 263L69 264V262H73V263H76V264H83V261L84 260H87L86 259V256H85V254L83 253L82 255L80 254H77L78 255V257H74L73 259H72V256H71V251L73 250V249H75V246H76V239H77V234H75L76 233V231H75V226H76V224H74L75 223V221H73L74 219H76V218H74V217H76V216H78L79 218H82L83 219V221H84V223H85V226L83 225V223H82V225L83 226H78V227H85V230H86V232H88V233H92L93 231H97V232H99L100 234H101V236H102V238H103V240H104V242L107 244V246L109 247V253L110 254H108V255H110V257L111 258H109V259H111L110 261H115L116 263H118V264H169L168 262L169 261H167L166 262V260H168L167 259V256H166V258L165 257H163V255H164V253H163V255H162V251L164 250V245L162 246V243H160V242H162V240H161V237H159L161 234H159V232L160 231H156L154 228H153V226H151L146 220H144L140 215H138V213H136L134 210H132L131 208H130V206L128 205L129 203H132V202H134V200L137 198V191L136 192H133V188L130 186V188H128L127 190H126V192H125V194L124 193H122V192H124V191H121L120 193H122V197L120 196V197H117L115 194H116V191H115V188L116 187H113L114 189H112V190H114L115 191V194H114V191L113 192H111V188H110V192L108 191V190H106V191H103V189L104 188H106V186H104V188H103V185H102V182H100V180H98V178L97 179H95V180H93L94 178H93V172H92V174H91V171H93L94 170V167H95V160L98 158V159H102V161L103 160H107L106 158H108V159H110L111 161V163H110V165H112V169L111 170H113L116 174H118V175H120V174H122L124 177H125V175L127 176V175H129L128 173H130L129 172V170H131V166H127V164L125 165V161L124 160H128V158L127 159H124L123 158V156L122 155H125L126 156V153H127V148H129L130 149V147L129 146H132L131 148L133 149V148H135L136 150L138 149L137 147V144L135 145H133V141L136 139V137H133L134 136V134L131 132H126V131H124V129H123V131H122V129L120 128V127H122V126H124V124H123V122L125 121V114L124 113H127L126 112V110H128V108L130 107V108H134V110L136 111H138L140 114V117H138L137 115H136V118H138V121H139V124H150L151 125V123L152 122H158V123H163V124H165V125H167V123H171V119H170V117H168V118H164V119H158V115H157V111H155V112H151V111H149L148 110V108L143 104ZM226 100H225V105H227L226 104ZM244 102V101H243ZM103 103H104V101H103ZM109 103H110V101L107 103V106H109ZM146 103V102H145ZM241 104H242V102H240ZM246 103V102H245ZM249 103V102H248ZM106 104V103H105ZM235 104V103H234ZM237 104H239V103H237ZM224 105V106H225ZM232 105V104H231ZM230 105V106H231ZM236 105V104H235ZM248 105V104H247ZM229 106V105H228ZM19 107V106H18ZM227 107V106H226ZM226 107H224L225 108V110H226V114L229 116V118L233 121V123L237 126V127H240V128H243V124L242 123H238V122H240V120H242L243 118V120H247V117L245 118L244 116H247V115H242L243 116V118H242V116H240L241 118H239V121L237 122V118L239 117V110H238V112L237 111H235V112H233V108H235L234 107V105H233V107H232V109H226ZM247 107V106H246ZM103 108V107H102ZM227 108H229V107H227ZM231 108V107H230ZM24 109V108H23ZM31 109V108H30ZM104 109V108H103ZM244 109H245V106H244ZM247 109V108H246ZM245 109V110H246ZM248 111H250L249 109H247ZM28 111H29V109H28ZM30 111H32V109L30 110ZM106 111V110H105ZM12 112V111H11ZM244 111H242L241 113H243ZM247 112V111H246ZM251 112V111H250ZM137 113V112H136ZM240 113V114H241ZM261 113V112H260ZM99 114V113H98ZM104 114H105V112H104ZM245 114V113H244ZM36 115V114H35ZM249 115V114H248ZM128 115H126V117H127ZM251 116V118L250 119H255V117L257 116V114L255 115V117L253 118L252 117V114L250 115ZM258 116H259V114H258ZM257 116V117H258ZM28 117V116H27ZM234 117L235 119H232V118ZM237 117V118H236ZM249 117V116H248ZM94 118V117H93ZM98 118V117H97ZM97 118H96V121H97ZM104 118V115H102L101 117H100V119L98 120V122L96 123V128L94 129V133H95V131H96V129L98 128V126H99V124H100V122H101V120ZM128 118V117H127ZM140 118V119H139ZM34 119H36V116L34 117ZM95 119V118H94ZM118 119V118H117ZM249 119V118H248ZM263 119V118H262ZM37 120V119H36ZM235 120H236V122H235ZM256 120V119H255ZM259 120H260V118H259ZM93 122L95 121V120H92ZM127 121V120H126ZM249 121V120H248ZM247 121V122H248ZM262 120H260V121H258V122H261ZM81 122V121H80ZM242 122V121H241ZM253 122H255L254 120H253ZM257 122V121H256ZM90 123H92L91 122V120H89V119H86V120H84V122L82 121V123H81V127H84L85 125H90ZM125 124H126V122H124ZM135 123V122H134ZM243 123H244V121H243ZM262 123V122H261ZM261 123L259 124V125H261ZM157 124V123H156ZM162 124V125H163ZM181 124H183V125H185L186 127H188L189 125H190V121H187V120H185L184 122H181ZM247 124V123H246ZM245 124V125H246ZM256 124V123H255ZM258 124V123H257ZM79 125H80V123H79ZM95 125V124H94ZM129 125V124H128ZM164 125V126H165ZM253 125V124H252ZM152 126V125H151ZM160 126V125H159ZM248 126H251L250 124L248 125ZM256 126V125H255ZM263 126V125H262ZM261 126V127H262ZM131 127L132 126H130L129 128H130V130H131ZM153 127V126H152ZM246 127V126H245ZM244 127V128H245ZM252 127V126H251ZM254 127V126H253ZM258 127V126H257ZM256 127V128H257ZM260 127V128H261ZM22 128V127H21ZM85 128V127H84ZM123 128V127H122ZM128 128V129H129ZM250 128V127H249ZM24 129H26V128H24ZM121 129V130H120ZM150 129H155V125H154V128H150ZM164 129V128H163ZM252 129H254V128H252ZM148 130V129H147ZM122 131V132H121ZM132 131V130H131ZM141 131H143V130H141ZM161 131V130H160ZM218 132V136H219V140H220V147H224V146H229V148H230V150H231V159H234V161L237 159V161H238V159H240L241 161H242V159L244 160V159H246V158H250V159H253V156L252 155H250L249 154V152H245L246 153V156H243L242 155V157L241 156H239V154H240V152H237L236 151V149H235V147H234V145L232 144V142H230V140H228L229 138H232V134H231V136H228V134L227 133H224V132H222L221 130H218L217 131ZM137 134V133H136ZM173 136H174V134H172ZM172 135H171V137H172ZM230 135V134H229ZM21 136H24V137H26L25 139H22L21 138ZM93 136V135H92ZM91 136V138H90V140L89 141H91V139L93 138ZM137 136V135H136ZM142 136V135H141ZM235 137V136H234ZM234 137H233V139H234ZM133 138H135V139H133ZM141 138V137H140ZM143 138H144V136H143ZM171 139V138H170ZM137 141V140H136ZM144 141V140H143ZM135 142V141H134ZM264 143V142H263ZM262 143V145L261 146H264V144ZM146 144H147V146H149V147H153V145L151 144V143H149V142H146ZM137 146V147H136ZM141 147V146H140ZM139 147V148H140ZM153 148H155V147H153ZM147 150H148V148H146ZM134 150V149H133ZM133 150H131L130 149V151L132 152ZM142 150V149H141ZM140 150H138V154H140V152H139ZM129 152V151H128ZM142 152H143V150H142ZM134 153V152H133ZM129 154V153H128ZM132 154V153H131ZM135 154V153H134ZM104 155V156H103ZM106 155V156H105ZM130 155V154H129ZM133 155V154H132ZM137 155V154H136ZM144 155V154H143ZM249 155V156H248ZM139 156V155H138ZM17 157H20L21 159L20 160H17ZM133 157H134V155H133ZM143 157V156H142ZM130 158V157H129ZM139 158H141V157H139ZM150 158V157H149ZM134 159H136V158H134ZM143 159V158H142ZM230 159V160H231ZM248 160V161H253L254 159L255 160H257L256 159V157H254V159L253 160ZM145 160V159H144ZM255 160L253 161V163H255ZM28 162V165L27 166H25L24 164L22 165V163L23 162ZM108 162H109V160H107ZM134 161V160H133ZM136 161V160H135ZM140 161V160H139ZM138 161V162H139ZM146 161V160H145ZM237 161H236V163H237ZM241 161H240V163H241ZM246 161V160H245ZM98 162H101V161H98ZM102 163V162H101ZM100 163V164H101ZM142 163V162H141ZM147 163V162H146ZM235 165H237L235 162H233ZM246 163V162H245ZM256 163H258V161L256 162ZM255 163V165H257ZM260 163V162H259ZM106 164V163H105ZM109 164V163H108ZM124 164V165H123ZM134 164V163H133ZM138 164V163H137ZM140 164V163H139ZM144 163H142V165H143ZM242 164V163H241ZM249 165L251 164V163H248ZM99 165V164H98ZM123 165V166H122ZM136 165V164H135ZM231 166H232V164H230ZM252 165V167H253V164H251ZM261 165V164H260ZM260 165H258V166H260ZM263 166H264V164H262ZM20 166H24V167H22V169L23 168H25L26 170L25 171H21V172H32V175H31V178H30V181L29 182H26V181H23V180H21V178H20V176H19V173H21V172H19L18 173V170H17V167H20ZM133 166V165H132ZM96 167H98V166H96ZM101 167V166H100ZM111 167V166H110ZM138 166H136V170L138 171V170H140V169H138L137 168ZM140 167H141V165H140ZM148 167V166H147ZM31 168V169H30ZM102 168V167H101ZM104 168V167H103ZM146 168V167H145ZM150 168H151V166H150ZM150 168L148 169V171H150ZM159 168V167H158ZM246 168H247V164H246ZM248 168H249V166H248ZM260 168L261 169H263L264 167H261L260 166ZM134 169V168H133ZM250 169V168H249ZM261 169H259V168H257V167H255V168H251V170H249V171H251V174H253L252 176H255V177H257V182H258V185L259 184H263V186L261 185L260 187H262V188H264V170L262 171ZM96 170H97V168H96ZM104 170V169H103ZM103 170H101L102 172H103ZM231 170V169H230ZM100 170H99V168H98V170L96 171V172H99ZM125 171V172H124ZM136 171V172H137ZM201 171V170H200ZM218 171V170H217ZM95 172V171H94ZM95 172V173H96ZM107 172H108V169H107ZM124 172V173H123ZM134 172V171H133ZM136 172H134V173H136ZM151 172V171H150ZM210 171H208V173H209ZM211 172H213V171H211ZM216 171H214V173H215ZM230 172V171H229ZM229 172H226V175H227V173L229 174V175H227L226 177L224 176V178L223 177H221L222 175H220V173H222V172H220V173H218L219 175H220V177H217V178H215V179H213L212 180V182L210 183L211 184V186H223L224 184L225 185H227L226 186V188L224 189L223 188V190H222V192H220V190H219V197L217 198L218 200H217V202L220 200V202L223 204L222 206H224L225 208H226V211L229 209L230 210V206H232L233 207V209L237 206H240V205H236L238 202H236L234 205H236L235 207L233 206V205H231L232 203H234V202H232L233 200H235V198L234 197H236V196H233V194L234 193H238V191L237 192H234L235 190H233V188L236 186V184L238 183V181H239V179H237L236 178V176L234 175V173H229ZM101 172H99V174H100ZM112 173V172H111ZM110 173V174H111ZM139 173V172H138ZM152 173H154V172H152ZM151 173V174H152ZM213 173V175L215 176V174ZM98 174V173H97ZM109 174V175H110ZM104 175H105V173H104ZM103 175V177H105ZM106 175H108L107 173H106ZM108 175V176H109ZM117 175V176H118ZM138 175V174H137ZM141 175V174H140ZM139 175V176H140ZM148 175V174H147ZM146 175V176H147ZM154 175V174H153ZM223 175H224V173H223ZM138 176V177H139ZM210 176H212V175H209V177ZM95 177V176H94ZM102 177V178H103ZM143 177V176H142ZM150 177H151V175H150ZM205 177V176H204ZM93 178V179H92ZM111 178H112V176H111ZM153 178V177H152ZM211 178H214L213 176L211 177ZM114 180H115V178H113ZM136 179L138 180V178L136 177ZM102 180V179H101ZM141 180V179H140ZM148 180H149V178H148ZM95 181H97V184H95L94 182ZM104 181V180H103ZM107 181V183L109 182L108 180H106ZM143 181V180H142ZM158 181V180H157ZM207 181V180H206ZM105 182V181H104ZM111 182H112V180H111ZM111 182H109L110 183V187H111V184H115L114 182L113 183H111ZM144 182H146V181H144ZM106 183V184H107ZM117 183H118V181H117ZM116 183V184H117ZM129 183V182H128ZM206 183H208V182H206ZM70 184V185H69ZM104 184V183H103ZM210 184H209V186H210ZM105 185V184H104ZM121 185V184H120ZM205 185V184H204ZM224 185V186H225ZM69 186V187H68ZM109 186V185H108ZM117 186V188L119 189V187L120 186H118V185H116ZM126 186V185H125ZM206 186L208 187V184H206ZM213 186V187H214ZM87 187L90 189L91 187V189H92V192L93 193H89V194H87V192L88 191H91V190H86L87 189ZM126 187H128V186H126ZM164 187V186H163ZM109 188V187H108ZM108 188H106V189H108ZM204 188V187H203ZM97 189V190H96ZM219 189V188H218ZM221 189V188H220ZM105 190V189H104ZM205 190V189H204ZM216 190V189H215ZM233 190V191H232ZM14 191V190H13ZM21 191V190H20ZM87 191V192H86ZM120 191V190H119ZM119 191H117V192H119ZM167 191V190H166ZM213 191V190H212ZM3 192H5V190H3ZM2 192V193H3ZM39 192V191H38ZM42 192V191H41ZM209 192V191H208ZM232 192H234V193H232ZM242 192L244 193H241L242 195H243V199L242 198H240L241 200H243L242 201V207H240V208H242V211H241V214H240V216H243L245 219H246V221L244 222V226L246 227V224H249V225H251V220H252V218H255V217H258V221L256 220V222H259V223H257V225L255 224V227L253 228L254 229V234L256 233V235H257V233H258V236H257V239L259 240V245H260V247H261V249L263 250V252H264V189L263 190H260V191H258V192H250V194H247V192L246 191H243L242 190ZM7 193V192H6ZM43 193V192H42ZM100 194V195H99ZM124 194V195H123ZM200 194V193H199ZM206 194V193H205ZM216 194H218V193H216ZM239 194V193H238ZM238 194H237V196H238ZM103 195V196H102ZM240 195V194H239ZM0 196L1 197H4V199L6 200V198L8 197L7 195H2L1 193H0ZM151 196V195H150ZM157 196V195H156ZM241 196V195H240ZM240 196H238V200H240L239 199V197ZM169 197V196H168ZM234 198V199H233ZM237 198V197H236ZM251 198H253L254 199V201L255 202H258V204H257V209L255 210V211H252V207L250 208V206H252V204H251V202H252V199ZM233 199V200H232ZM7 200H9V199H7ZM43 202V201H42ZM41 202V203H42ZM48 202V201H47ZM64 202V203H63ZM33 203V202H32ZM63 203V206H62V208H60V206H61V204ZM213 203L215 204L216 202H214L213 201ZM30 204V203H29ZM28 204V205H29ZM126 204H127V206H126ZM239 204V203H238ZM37 205V204H36ZM217 205V204H216ZM221 205V204H220ZM73 206H76L77 208H78V210H79V214L77 213V214H72L73 212L71 211L72 210V208H73ZM214 206V205H213ZM23 207H26L25 209H27V206H23ZM29 207V206H28ZM31 207H33V206H31ZM35 207V206H34ZM38 207V206H37ZM50 207V208H51ZM170 207V206H169ZM236 207V208H237ZM20 208V207H19ZM39 208H42V207H40V205H39ZM55 208V209H54ZM224 208V209H225ZM239 208V207H238ZM237 208V209H238ZM239 208V209H240ZM54 209V211L52 212V210ZM219 209H220V206H219V208H218V212H219ZM50 210V209H49ZM169 210V209H168ZM18 211H20V210H18ZM42 211V210H41ZM74 211V210H73ZM76 211V210H75ZM74 211V212H75ZM175 211V210H174ZM221 211H222V209H221ZM220 211V212H221ZM231 211V210H230ZM230 211H228V212H230ZM234 211H235V209H234ZM237 211V210H236ZM22 212V211H21ZM35 212V211H34ZM47 212V211H46ZM217 212V211H216ZM217 212V216L218 217H220V215H218L219 213ZM238 212H240V211H238ZM255 212H256V214H255ZM49 213V212H48ZM173 213V212H172ZM225 213V212H224ZM231 213V212H230ZM230 213H227L228 215L230 214ZM253 213V214H252ZM38 214V213H37ZM222 215H223V213H222ZM255 215V216H254ZM32 216V215H31ZM252 216H254V217H252ZM7 217L8 216H4L3 215V213H2V210H0V224L1 223H5V219L7 220ZM222 217V216H221ZM220 217V218H221ZM224 217V216H223ZM225 217H228V216H226L225 215ZM224 217V218H225ZM62 218V219H63ZM94 218V219H93ZM52 219V218H51ZM60 219V218H59ZM97 220V224H94V222H93V220ZM9 220V219H8ZM18 220V219H17ZM79 220V219H78ZM223 220V219H222ZM10 221H12V219H10ZM63 221V220H62ZM82 221V222H83ZM225 221V220H224ZM223 221V222H224ZM253 221L254 220H252V223H253ZM246 222H248V223H246ZM10 223V222H9ZM11 223H15V222H11ZM63 223V222H62ZM79 223H81V222H79ZM173 223V222H172ZM235 223V222H234ZM166 224V223H165ZM168 224V223H167ZM169 224H171V223H169ZM168 224V225H169ZM242 225H243V223H241ZM9 225V224H8ZM7 225V226H8ZM168 225H165V228L164 229H166V232H167V234H166V236L169 238V239H172L173 237H172V235H170L171 233H169V232H171L170 230H169V228L170 227H168ZM239 226H240V224H238ZM12 227H13V225H11ZM77 226H76V228H77ZM171 226V225H170ZM252 226V225H251ZM240 228V231H241V229H242V227H239ZM247 228V227H246ZM245 228V229H246ZM248 228H250V226H248ZM79 228H77V231H79L78 230ZM244 229V228H243ZM244 229V230H245ZM81 230H83V229H81ZM244 230H242L243 232H244ZM248 230V229H247ZM247 230H246V232H247ZM241 231V232H242ZM13 232H14V230H13ZM37 232V231H36ZM80 232V231H79ZM82 232V231H81ZM80 232V233H81ZM248 232H249V230H248ZM78 233V232H77ZM250 233V235H251V231L249 232ZM94 234V232L92 233V235ZM165 234V233H164ZM243 234V233H242ZM242 234H240V235H242ZM245 234V233H244ZM80 235V234H79ZM246 235V234H245ZM249 235V234H248ZM247 235V236H248ZM256 235H255V238H256ZM162 236V235H161ZM254 236V235H253ZM172 237V238H171ZM68 238V239H69ZM78 238H79V236H78ZM80 238H82L81 237V235H80ZM79 238V239H80ZM162 238H163V236H162ZM164 238H166V237H164ZM254 238V239H255ZM168 239V241H171V240H169ZM66 240V239H65ZM83 240V239H82ZM81 239H80V241H82ZM166 240H167V238H166ZM257 240V241H258ZM5 241V240H4ZM174 241H175V239H174ZM174 241L172 242V244L174 245V244H176V242L174 243ZM195 241V240H194ZM6 242V241H5ZM97 242V241H96ZM181 242V241H180ZM188 242H190V241H188ZM81 243H83V246H84V249H85V251L87 250V251H89V252H91L92 254H94V255H98V252H97V250H95L89 243H87L86 241H82ZM98 243V242H97ZM96 243V244H97ZM169 243V242H168ZM177 243H179V242H177ZM196 243V242H195ZM194 243V244H195ZM199 243V242H198ZM10 244V243H9ZM8 244V245H9ZM62 244V243H61ZM171 244V242H170V246L172 245ZM63 245V244H62ZM172 245V246H173ZM176 245H178V244H176ZM173 246L174 248L175 247H177V246ZM183 245V244H182ZM196 245V244H195ZM194 245V246H195ZM198 245V244H197ZM196 245V246H197ZM200 245V244H199ZM179 246H181V243H180V245ZM178 246V248L180 249V247ZM184 246V245H183ZM192 246H193V244H192ZM194 246H193V248H194ZM204 246V245H203ZM208 247H209V245H207ZM172 247V248H173ZM187 247V246H186ZM198 247V246H197ZM200 247V246H199ZM198 247V248H199ZM205 248H206V246H204ZM203 247V248H204ZM22 248V247H21ZM181 248H182V246H181ZM188 248H189V246H188ZM205 248L203 249V251H205ZM207 249V248H206ZM23 250V249H22ZM195 250V252H196V250L197 249H194ZM194 250H191L190 249V251H194ZM200 250H202L201 249V247H200ZM200 250H199V252H200ZM208 250V249H207ZM174 251V250H173ZM178 252H176L175 254H179V256H181V249L180 250H177ZM164 252V251H163ZM183 252H186V251H184L183 250ZM208 252H211V250L210 251H208ZM207 251H206V253H208ZM16 253V252H15ZM174 253V252H173ZM198 253V252H197ZM6 254V253H5ZM87 254H89V253H87ZM107 254V253H106ZM192 254V255H191ZM191 256L190 257H192L193 256V252H191ZM205 254V252H203L202 253V255H204ZM171 256V254H168V256ZM174 255V254H173ZM176 255V256H177ZM183 255H187V254H183ZM182 255V256H183ZM208 255V254H207ZM16 256V255H15ZM175 256V255H174ZM174 256L172 257L171 256V259H170V261H171V263L170 264H172V262L174 263V264H177V263H175L174 262ZM194 256H196V255H194ZM198 256V255H197ZM212 256V255H211ZM9 257V256H8ZM11 257V256H10ZM178 257V256H177ZM187 256H185V258H186ZM209 257H210V255H209ZM217 257V256H216ZM184 257H180L179 259H175V260H177V262H178V260H181V259H183ZM193 258V257H192ZM212 258H213V256H212ZM219 258V257H218ZM217 258V259H218ZM221 258H222V256H221ZM220 258V259H221ZM33 259V258H32ZM164 259H166L165 261H164ZM172 259H173V261H172ZM201 259V258H200ZM204 258H203V256H202V259H201V261L203 260ZM210 259H211V257H210ZM210 259L208 260V262L210 261ZM220 259H219V263H220ZM224 259V258H223ZM223 259H221L222 261H223ZM34 260V259H33ZM188 259H185V261H187ZM193 260V259H192ZM194 260H195V258H194ZM197 261H200V260H198V259H196ZM205 260V262L207 261L206 259H204ZM204 260L201 262V263H203L204 262ZM224 260H226V258L224 259ZM228 260V259H227ZM68 261V262H67ZM181 261H184V260H181ZM216 260H215V257H214V261H210V262H215ZM229 261V260H228ZM1 262V261H0ZM30 262V261H29ZM188 262H191V261H189L188 260ZM204 262V263H205ZM210 262L208 263V264H210ZM178 263H182V262H178ZM184 263H186V262H184ZM216 263H218V262H216ZM218 263V264H219ZM224 263V262H223ZM222 263V264H223ZM225 263H227V261L225 262ZM229 263V262H228ZM227 263V264H228ZM187 264V263H186ZM190 264H192V263H190ZM194 264H196V263H194ZM197 264H199V263H197ZM205 264H207V263H205ZM212 264V263H211ZM233 264V263H232Z\"/></svg>","mask_w":264,"mask_h":264}]
</instances>
